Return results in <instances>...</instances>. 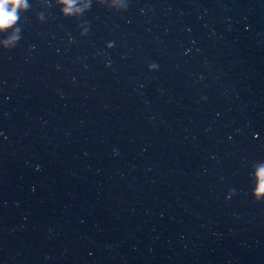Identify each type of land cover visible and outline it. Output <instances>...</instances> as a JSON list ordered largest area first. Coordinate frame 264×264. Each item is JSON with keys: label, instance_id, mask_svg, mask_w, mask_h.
<instances>
[{"label": "water", "instance_id": "water-1", "mask_svg": "<svg viewBox=\"0 0 264 264\" xmlns=\"http://www.w3.org/2000/svg\"><path fill=\"white\" fill-rule=\"evenodd\" d=\"M27 3L0 32V264H264V0Z\"/></svg>", "mask_w": 264, "mask_h": 264}, {"label": "clouds", "instance_id": "clouds-1", "mask_svg": "<svg viewBox=\"0 0 264 264\" xmlns=\"http://www.w3.org/2000/svg\"><path fill=\"white\" fill-rule=\"evenodd\" d=\"M76 0H57L61 5L62 14H77L87 10L90 7L91 0H79V7H73ZM100 4H107L113 9H125L127 7L126 0H97ZM27 0H0V32L12 27L19 19L18 10L24 11L28 8ZM42 18V17H41ZM19 28H12L11 34L4 40L0 41V46L8 48L12 43L19 39ZM106 47H111V44H106ZM155 63H149L150 71L157 70ZM252 175L255 178V185L252 188V196L254 199H259L262 191H264V162H260L253 166Z\"/></svg>", "mask_w": 264, "mask_h": 264}]
</instances>
